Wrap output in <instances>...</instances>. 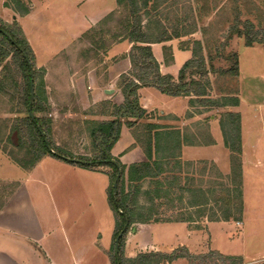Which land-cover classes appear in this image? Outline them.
I'll use <instances>...</instances> for the list:
<instances>
[{"label":"rangeland","instance_id":"1","mask_svg":"<svg viewBox=\"0 0 264 264\" xmlns=\"http://www.w3.org/2000/svg\"><path fill=\"white\" fill-rule=\"evenodd\" d=\"M1 1L0 5L2 4ZM63 1L69 5L68 0ZM110 1L103 0V3L107 5ZM151 1L156 5L153 9L151 8L153 5ZM151 1L147 4L150 15L160 18L168 27H170L168 23H172L173 26L181 24L186 29H192L193 24L197 23L198 31L184 36L182 43L187 47H192L195 40H202L203 43L206 41L213 56L217 48L221 50L222 45L220 44L222 42L225 44L222 36L225 35L228 25L237 15L241 26L248 19L254 24L256 30H264V0ZM5 3H9V0L4 1L3 8L7 7ZM26 4L28 5V2ZM10 6L12 7L13 4H10ZM88 7L95 10V12L98 10V7H95L92 3L88 4ZM36 14L35 18L33 17L25 22L26 26L33 30V35L37 34V37L30 38V40L22 33L18 22H16L18 27L13 24L10 16L0 15V21L10 26L18 36L24 37L31 48L34 70L38 79L42 78L46 97L43 104L44 111L37 113V115L51 119L50 138L52 143L63 152L71 154L73 158L88 157L94 149L89 136V124L91 121L102 122L112 119V105H116L111 98L97 99V97H93L90 94V81H94V83L96 81L100 87L114 89V91L117 89L121 92V76L128 75L133 71L129 58L130 42L127 51L120 54L116 53L112 58H108L107 55V51L113 44L128 41L112 39L110 36L112 33L118 34L123 30L119 28V24L127 16V8H124L123 5L116 6L109 14V19L106 18L107 15L100 20L102 23L99 21L94 26L85 29L78 36L67 38L68 34H73L70 32L80 30L82 27L85 28V22L75 23L69 21L65 13L59 15L56 11L47 16L40 13L39 8H37ZM203 26H207L204 35L200 31ZM38 36H41V38ZM226 42L227 45L223 48V57L235 52L240 58L242 88H246L252 93L258 90L264 92L262 77L264 74V48L262 45L253 43L251 46H245L244 39L237 36H233ZM164 51L167 56V50ZM128 60L129 66H126L125 69ZM175 64L178 67L181 65L178 60ZM213 65L217 68L223 67L224 71L230 63L223 58H215L213 59ZM207 77L209 83L205 86V91L208 98L221 97L224 93L234 97L237 88L239 89L238 74L231 76L224 71L223 75L210 73ZM157 94L153 97V102L161 101L160 94ZM194 101L197 103L194 102L196 108L192 111L200 109V107L198 108L200 102L198 100ZM10 106L9 97L0 95V139H4V135L7 133V130L2 128L3 121L12 120L15 117L14 114L6 112ZM173 107L180 108V105L177 104ZM218 109L216 113L214 110L208 112L209 109L206 110L208 112L206 114L200 111L199 116L201 118L188 122L179 128L185 134L187 130H195L202 137L213 129L214 139L219 141L218 147L214 148L213 153L210 152L209 154L210 157H215L216 162L199 159L190 162V165L183 164L178 169L179 173L175 169L173 170V173L180 177L181 185L188 182L190 186L198 185L201 189L208 190L215 182L223 184L225 177L231 173L232 156H237V154L224 144L220 121L221 114L225 115L226 112L223 111V107H218ZM146 114L145 112L144 117L137 120L132 127L124 124L127 127V133L122 136L121 141L126 142L130 136L132 139L127 150L138 148L143 151L145 142L144 125L148 123L146 122ZM209 115H214L217 118L215 122L213 121L215 124L211 126ZM168 118L169 121H172L170 116ZM173 124L179 126L177 122L173 121ZM201 139L199 138V140ZM4 145L7 150L13 149L14 154L21 161L28 160L29 155H24L25 151L11 148L5 142L0 144V146ZM223 145L227 151V164H229V172L226 175L223 174ZM171 154L172 157L168 160L169 168L173 159L179 157L177 152L175 153L173 149H169L168 155ZM43 157L49 159L47 163H43L41 167L28 174ZM41 158L32 168L25 170L17 166L7 153L0 149V210L6 208L2 222L17 228L21 240L28 239V236L31 235L35 236L38 231L40 234L41 230L45 234V240L50 241L51 246H54L53 250L62 252V264H114L112 261L114 255L112 234L115 222L108 203L109 181L110 174H112L110 168L104 165L83 168L80 165L68 163L61 158L51 157L47 154ZM215 171H219L218 173L222 177ZM192 176L195 179L193 182ZM148 181L143 182V187H146ZM251 187L249 185V190ZM218 193L221 195L220 192ZM141 201L143 203L144 200ZM252 204H255L254 198L247 194V197H245L247 213L250 212L248 208L252 209ZM187 206L186 198L181 201L175 200L173 209L169 214L191 213V216H194L197 220V223L193 226L199 225L202 233L196 232L187 237L184 230L177 226L155 225L154 230L150 233H144L143 237L146 238V242L162 243L164 247L175 244L178 240H188L190 248L195 250L194 253H188L185 247L178 246L170 252L175 253L172 260L163 259L160 257L159 252L149 249L141 253L144 256L140 258H126V251L122 245L120 254L125 264H228L229 262L223 261L214 251L227 250L232 245H237V241L229 240L226 235L230 232V237H234L239 231L247 233L245 242L248 248L254 246L255 249L257 247V249L264 251V229L254 228L256 222L264 227V213H258L257 215L248 213L250 219L246 218L243 222L244 214L242 223L229 219L225 224V228L222 220L211 225L205 222L207 220L204 217L198 218L196 213H193L194 208H188ZM254 207L264 210V201ZM166 213L168 214V210H166ZM249 220L251 222L247 224L246 221ZM36 222L42 226L39 230L32 228V225H36ZM133 227L136 226L128 228L124 234V239ZM247 228L249 229L246 230ZM211 244L219 250L214 249ZM0 246L4 250L19 254L24 264H35L31 255L24 254L21 256L24 252L17 249V247L12 249L11 243H2ZM76 250L78 251L75 254ZM177 254L182 255L181 259L176 257ZM257 258L247 256L242 259V262L243 264H264V260H255Z\"/></svg>","mask_w":264,"mask_h":264},{"label":"trees","instance_id":"2","mask_svg":"<svg viewBox=\"0 0 264 264\" xmlns=\"http://www.w3.org/2000/svg\"><path fill=\"white\" fill-rule=\"evenodd\" d=\"M117 6L127 8V16L120 21L119 28L123 29L120 33L111 34V38L119 40H128L131 43L129 58L132 70L128 75H122L120 88L123 95V101L119 105H112V119L102 122L91 121L89 124V136L92 141L93 151L90 156H79L82 162H70L82 166L83 168H93L95 166H107L110 168V186L108 191V203L114 216V230L112 234L113 242L120 233L127 218V227L119 238V264H125L120 251L124 242V234L130 226L136 224L156 223V222H195L196 218L190 213H171L174 201L183 200L186 193L187 207L194 208L198 218L204 217L209 222L220 220H239L243 210L241 197V169H240V117L237 112L228 111L223 115L220 121L223 140L226 147L236 152L232 156L233 163L231 173L227 181L222 184L215 182L208 190L201 189L198 185L190 186L188 182L184 185L178 184V176L173 173L175 166L171 169L165 168L168 165L171 155L163 156L159 150H168L179 143L175 133L166 131L164 137L168 144H159L161 131L155 123H146L144 125V145L143 152L145 161L132 163L128 166L111 154V148L118 140L120 129L123 124L132 127L137 120L144 117L145 111L141 107L137 90L141 86H152L161 93L169 96H190L198 100L201 105L206 107L236 106L237 97H228L227 102L223 103V96L219 98H208L205 86L209 80L207 75L229 73L231 76L238 74V56L237 53H229L223 57V48L233 36L242 37L245 46H251L253 43H259L264 48V30L255 29L248 19L243 26L239 23L238 15L228 25L226 33L222 36L225 44L222 42L216 49L214 56L211 53L210 46L205 41L195 40L192 44L190 59L185 61L178 71L176 78L170 74H161L159 66L155 60L150 45L181 38L198 31L197 23L191 28H184L181 24L174 26L168 23V27L163 20L150 15V9L147 4L151 0H115ZM152 3V1H151ZM5 6L13 4L20 13H26L28 7L21 0H9ZM151 8L156 5L154 2ZM237 11V10H236ZM110 14V13H109ZM109 19L108 17H106ZM146 18V19H145ZM196 22V21H195ZM102 23V21H100ZM184 23V20H183ZM17 26V23L13 21ZM19 30V28H18ZM20 31V30H19ZM204 35L207 26L200 30ZM103 33V32H101ZM11 38L14 42L10 41ZM182 46H186L181 43ZM166 50V48H165ZM205 51V54H204ZM28 58L30 69L24 58ZM223 58L229 62V67L223 71V67H215L213 59ZM33 82L34 97L31 106H29L30 81ZM0 95L8 96L11 106L6 110L7 113L14 114L12 120H4L2 128L7 130L1 143H7L18 151H25L24 155H29L28 160L21 161L13 149L7 150L5 145L0 149L7 153L17 166L28 170L32 168L43 155L61 158L65 156L73 158L71 154L63 152L55 147L50 138L51 119L37 115L44 111L43 104L46 101L45 90L42 78L38 79L32 62L31 48L24 37L18 36L10 26L0 21ZM193 100L190 99L191 103ZM32 113V117L30 116ZM124 120V121H123ZM10 122V125H9ZM12 122V123H11ZM43 134V135H42ZM46 139V140H45ZM46 143L59 155L50 153L46 148ZM172 146V147H171ZM165 159V161H163ZM214 169V168H213ZM172 174H169V173ZM217 173V171H215ZM119 173L117 180V189L115 197H112V184ZM219 174V173H218ZM220 177H222L219 174ZM149 180L146 187L143 182ZM195 181L192 178V182ZM220 192L221 195L218 193ZM219 194V195H218ZM142 198V199H141ZM141 200H144L143 203ZM168 210V214L166 213ZM167 215V216H166ZM213 252V251H212ZM218 254L223 261L228 264H240L242 259L236 256ZM175 253L161 254L160 257L166 260H172ZM144 256L138 254L135 258ZM182 255H176L181 257ZM159 257V254H158ZM112 261L116 264L115 254ZM131 261V260H130ZM132 263V262H131Z\"/></svg>","mask_w":264,"mask_h":264},{"label":"crops","instance_id":"3","mask_svg":"<svg viewBox=\"0 0 264 264\" xmlns=\"http://www.w3.org/2000/svg\"><path fill=\"white\" fill-rule=\"evenodd\" d=\"M4 1L2 0V4L0 5V15H7L10 16V19L18 22L21 28L22 33L28 39L37 37V34L33 35V30L30 27H27L25 22L29 19L35 18V12L37 8L40 9V13H44L45 15L49 16L52 12L56 11V13L63 14L65 13L66 18L69 21L79 23V21L85 22L83 30L72 31L68 34L67 37H76L81 34L85 29L94 26L97 24L101 19L105 16L109 15L117 6L115 0H111L107 5L103 3V0H68L69 5H67L63 0H21L26 6H28V10L26 13H20L14 5L11 7L7 6L4 7ZM109 1V0H108ZM28 2V5L26 4ZM30 3V4H29ZM92 3L95 7H98L95 10L88 7V4ZM102 7H101V6ZM106 5V6H105ZM11 12V13H10ZM74 23V24H75ZM38 30V29H37ZM41 38V36H38ZM181 38H173L171 40L160 42V43H152L150 45L152 54L159 66V72L163 75L170 74L174 78H176L179 69L181 66L191 58L192 52L191 47L182 46L181 43L184 39ZM130 47V43L128 41H121L116 44H113L111 48L107 51L108 58H112L116 53H123L127 51ZM165 48L167 50V56L165 53ZM179 61L181 65L175 66L176 61ZM238 76H239V89L237 88V93H235L236 97L238 98V104L236 106H227L223 105V111H232L237 112L240 117V169H241V197L243 202V210L239 220L236 222L246 220V218L250 219L247 215L248 213H253L257 215L258 213L263 214L264 210L257 209L254 207L255 205H259V203L264 201V92L262 90L255 91L254 93L246 90V88H242L241 86V73H240V58L238 56ZM129 60L125 65V69L129 66ZM127 66V67H126ZM90 94L93 97H97V99H107L111 98L116 105H119L123 101V96L119 90L114 89H107L106 87H100L98 83L95 81H90ZM112 91V92H111ZM111 92V93H109ZM159 93L161 101L160 102H153V97L157 96ZM139 95V102L141 107L147 113L146 115V122L155 123L157 124L161 131V135L159 137V144H168V140L164 137V133L166 131H172L175 133L176 139L179 140V143L175 144L173 151L179 157L177 159H173L171 165L175 166L176 162L178 163L177 167H175V171L179 173V168L183 164L190 165V162H195L196 160L202 159L203 161H215V157H210V152H214V148L218 147L219 141L214 139V131L213 129L210 130L205 136H200L197 134L195 130H187L185 134L179 128L185 125L188 122L197 120V118H201L199 112L201 111L203 114H206L210 111L218 112V107H206L201 106L199 104L198 108L200 109L196 111H192L195 109L196 101L194 97L190 96H169L166 94L161 93L158 89L152 86H141L138 89ZM233 96V95H232ZM234 96V97H235ZM231 97V95H227V93L223 94V103L227 102V98ZM215 98H219L216 96ZM192 99L193 101L190 103L189 100ZM197 103V102H196ZM180 105V108H174V105ZM203 108V109H202ZM209 111L207 112L206 110ZM221 111V110H220ZM168 116L172 118V121H169ZM186 116V118H185ZM174 119V120H173ZM210 126L215 124L217 118L214 115H209ZM189 120V121H187ZM205 120V119H204ZM177 122L179 126H175L173 124ZM187 121V122H186ZM206 121V120H205ZM214 121V122H213ZM213 122V123H212ZM127 133V127L123 124L120 130V135L118 140L111 148V154L117 157L123 165H130L132 163H138L141 161H145L146 157L144 152L141 149H130L127 150V147L131 143V136L127 141H121L122 136ZM129 135V132H128ZM199 138L201 140H199ZM215 140V142H214ZM122 142V143H121ZM172 147V146H171ZM168 149V150H169ZM168 150H159V154L163 156L168 155ZM181 158V159H180ZM49 159L47 157L41 158V160L33 167L28 174L32 173L37 168L41 167L43 163H47ZM169 160V159H168ZM175 160V161H174ZM181 160V161H180ZM165 161V159L163 160ZM185 161V162H184ZM170 165V166H171ZM218 165V164H217ZM165 168L168 165H164ZM220 168V166L218 165ZM229 164H227V151L223 145V174L226 175L229 172ZM168 169H171L168 167ZM221 169V168H220ZM222 170V169H221ZM219 171H217L218 174ZM204 173V172H203ZM220 174V173H219ZM104 175V174H102ZM225 177V182L227 181V177ZM194 178L193 176L191 179ZM180 177H178V183L180 184ZM184 183V182H183ZM181 185V184H180ZM183 185V184H182ZM181 185V186H182ZM249 185L252 186L249 190ZM20 188V185H19ZM19 190V189H18ZM17 190V192H18ZM250 192V193H249ZM247 194L254 198L255 204H252V209L248 208L250 212L247 213V209L245 207V197ZM186 193H184L183 199L186 198ZM262 200V201H261ZM4 212H6V208L0 210V245L2 243H11L12 249L17 247V249H21L24 253L21 255H31L33 258V262L35 264H62V252H57L53 250L50 241H46L44 237V233L39 231L36 235L28 236V239L21 240L20 234L17 233V228L13 226H8L6 223L2 222L4 219ZM233 220V219H232ZM206 223H218L219 221L209 222L205 221ZM223 227L226 228V223L228 220H223ZM249 221H246L249 224ZM197 223L195 222H156V223H145V224H136V227H133L134 231L131 232L126 236L123 242V248L126 251V258H134L138 254L143 253L147 249L153 250L154 252H159L161 254H169L173 251L176 247H185L186 252L194 253L195 250L190 248L188 244V240L176 242L175 244H170L169 246H162L161 244L146 242V238L143 237L144 233H150L153 231L155 225H166V226H177L184 230L187 237L195 234L196 232L202 233L200 230L201 227L193 226ZM242 223V222H241ZM245 223V224H246ZM209 225V226H211ZM45 226V225H44ZM249 226V225H247ZM255 229H264L263 226L259 225L257 222L254 224ZM32 228L38 229L42 228L40 223L36 222V225H32ZM200 228V229H199ZM251 228V227H249ZM247 228L246 230H248ZM35 233V232H34ZM227 233V232H226ZM245 233V234H244ZM239 231L237 235L234 237H230V232L226 235L229 240L237 241V245L233 246L227 250H219L215 248L213 244L212 247L219 251H214L220 253L222 255H229V256H236L241 259H244L247 256L252 257H259L255 260L262 261L264 260V251L260 249H256L253 247L248 248L247 243L245 242L246 232ZM204 234V233H203ZM18 237V239H16ZM141 239V240H139ZM144 240V241H143ZM52 241V240H51ZM205 241V239H204ZM203 241V242H204ZM235 243V242H234ZM7 245V244H6ZM1 247V246H0ZM255 250H253V249ZM66 252L65 250H63ZM78 250L75 251V254ZM81 252V250L79 249ZM84 251V250H83ZM190 255V254H189ZM182 257V256H181ZM263 257V258H262ZM181 259L180 257H178ZM0 264H24L19 254H14L9 250H4L0 248ZM240 264H243L240 263Z\"/></svg>","mask_w":264,"mask_h":264},{"label":"water","instance_id":"4","mask_svg":"<svg viewBox=\"0 0 264 264\" xmlns=\"http://www.w3.org/2000/svg\"><path fill=\"white\" fill-rule=\"evenodd\" d=\"M9 39H10V41L14 42L11 38H9ZM23 55H24V58H25V60H26V62L28 64V67L30 69V76L32 77L31 64H30L28 58L26 57V55L25 54H23ZM33 97H34V90H33V82H32V79H31V81H30V90H29V102H28L29 106H31V104H32ZM30 116L31 117L33 116L31 112H30ZM46 148H47V150L50 153H52L54 155H59L47 143H46ZM60 157H61V159L65 160V161H70V162H75V163L82 162V161H80L78 159H75V158H68V157L61 156V155H60ZM118 178H119V173L116 175V178H115V180H114V182L112 184V197L113 198L115 197V194H116ZM125 219H126V223L124 224V226H123L122 230L120 231V233L114 239V254H115L116 264H119V258H118V254H119V238H120V236L122 235V233L125 231V229L127 227V218L125 217ZM132 231H134V229H132Z\"/></svg>","mask_w":264,"mask_h":264},{"label":"built area","instance_id":"5","mask_svg":"<svg viewBox=\"0 0 264 264\" xmlns=\"http://www.w3.org/2000/svg\"><path fill=\"white\" fill-rule=\"evenodd\" d=\"M262 77H263V80H264V74H263V76H262Z\"/></svg>","mask_w":264,"mask_h":264}]
</instances>
